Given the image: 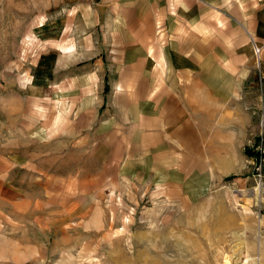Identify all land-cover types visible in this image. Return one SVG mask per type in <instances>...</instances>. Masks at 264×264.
Masks as SVG:
<instances>
[{
  "label": "crops",
  "instance_id": "crops-1",
  "mask_svg": "<svg viewBox=\"0 0 264 264\" xmlns=\"http://www.w3.org/2000/svg\"><path fill=\"white\" fill-rule=\"evenodd\" d=\"M79 4L89 49L98 52L89 86L101 101L83 126L87 137L73 144L88 152L84 163L68 174L60 166L43 173L41 195L33 194L42 228L69 234L78 222L93 230L103 224L106 190L135 202L138 187L158 188L192 203L194 195L238 177L257 135L264 0ZM102 83L110 85L103 90ZM12 194L20 206L31 203L24 189Z\"/></svg>",
  "mask_w": 264,
  "mask_h": 264
},
{
  "label": "rangeland",
  "instance_id": "rangeland-1",
  "mask_svg": "<svg viewBox=\"0 0 264 264\" xmlns=\"http://www.w3.org/2000/svg\"><path fill=\"white\" fill-rule=\"evenodd\" d=\"M79 1L0 0V264H224L232 251L241 264H264V77L257 135L238 177L192 203L158 188L138 187L135 202L106 190L93 230L42 228L41 177L84 163L88 152L73 144L87 137L101 101L89 86L98 52L80 26ZM16 187L30 193L28 206L12 197Z\"/></svg>",
  "mask_w": 264,
  "mask_h": 264
},
{
  "label": "bare ground",
  "instance_id": "bare-ground-1",
  "mask_svg": "<svg viewBox=\"0 0 264 264\" xmlns=\"http://www.w3.org/2000/svg\"><path fill=\"white\" fill-rule=\"evenodd\" d=\"M241 256H242L241 251H232V254H230L225 258L224 264H241ZM243 264H249V263L248 261H246Z\"/></svg>",
  "mask_w": 264,
  "mask_h": 264
},
{
  "label": "built area",
  "instance_id": "built-area-1",
  "mask_svg": "<svg viewBox=\"0 0 264 264\" xmlns=\"http://www.w3.org/2000/svg\"><path fill=\"white\" fill-rule=\"evenodd\" d=\"M254 52L257 58L260 57L261 48L253 41Z\"/></svg>",
  "mask_w": 264,
  "mask_h": 264
},
{
  "label": "trees",
  "instance_id": "trees-1",
  "mask_svg": "<svg viewBox=\"0 0 264 264\" xmlns=\"http://www.w3.org/2000/svg\"><path fill=\"white\" fill-rule=\"evenodd\" d=\"M248 152H249V151L247 150V154H248Z\"/></svg>",
  "mask_w": 264,
  "mask_h": 264
}]
</instances>
